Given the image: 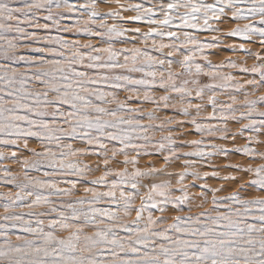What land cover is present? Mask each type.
Here are the masks:
<instances>
[{"label": "snow or ice", "instance_id": "snow-or-ice-1", "mask_svg": "<svg viewBox=\"0 0 264 264\" xmlns=\"http://www.w3.org/2000/svg\"><path fill=\"white\" fill-rule=\"evenodd\" d=\"M0 264H264V0H0Z\"/></svg>", "mask_w": 264, "mask_h": 264}, {"label": "rangeland", "instance_id": "rangeland-1", "mask_svg": "<svg viewBox=\"0 0 264 264\" xmlns=\"http://www.w3.org/2000/svg\"><path fill=\"white\" fill-rule=\"evenodd\" d=\"M231 26H234V25H225V26H223V27H225V28H227V27H231ZM230 53L228 52V50L227 49H223L222 51H221V53H220V55L219 56H216V57H211L213 60H214V62L215 61H218V60H221V59H223L225 56H227V55H229ZM234 59L236 58V57H233ZM237 143H243V141L242 140H238L237 141ZM32 146H36V145H32ZM231 146V144L229 143V147ZM231 160H232V162H243L238 156H233V157H231ZM228 161L227 160H224L223 158H221L220 160H217L216 161V163L218 164V165H223L224 163H227ZM148 163V159H146L145 161H143L142 162V164H147ZM156 166L157 167H160L161 166V163L159 162V161H156ZM232 187H235V185H233Z\"/></svg>", "mask_w": 264, "mask_h": 264}]
</instances>
